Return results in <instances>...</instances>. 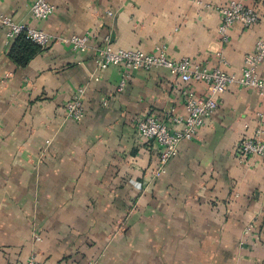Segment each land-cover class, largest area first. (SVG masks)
<instances>
[{"label":"crops","instance_id":"obj_1","mask_svg":"<svg viewBox=\"0 0 264 264\" xmlns=\"http://www.w3.org/2000/svg\"><path fill=\"white\" fill-rule=\"evenodd\" d=\"M33 1L0 0V15L55 36L88 34L90 44L54 43L23 66L0 27V264L32 255L41 264H264V156L238 150L264 127V96L230 85L155 177L161 149L137 122L151 115L181 128L172 118L187 113L183 89L203 97L207 86L154 68L131 72L119 91L124 68L94 60L109 36L115 49L165 46L171 58L240 75L264 38V0H239L260 20L235 24L228 41L217 8L232 0H47L56 11L44 20L32 18ZM79 88L76 121L66 105Z\"/></svg>","mask_w":264,"mask_h":264},{"label":"built area","instance_id":"obj_2","mask_svg":"<svg viewBox=\"0 0 264 264\" xmlns=\"http://www.w3.org/2000/svg\"><path fill=\"white\" fill-rule=\"evenodd\" d=\"M55 6L47 0H34L31 5V16L34 20H44L55 13ZM220 24L219 33L224 41H228L229 30L235 24L249 28L260 20V14L254 8L247 6L243 1L232 0L225 6L217 8ZM0 27L5 30L7 43L16 37L24 36L27 40L47 48L54 43L70 45L78 51H86L89 47L90 35L55 36L43 30L15 21L11 16L0 15ZM94 60L99 68L106 69L111 66H122L123 77L119 83V91H123L128 83L130 74L136 70H151L154 68L168 69L173 75L179 77L187 85L192 82L204 83L207 86L206 95H195L191 89L184 88L182 93L185 98L186 115L172 118L174 124L181 128L171 129L167 123L159 121L148 115L137 122V129L141 136L154 142L160 149L158 167L153 170V175L159 177L166 172L167 163L179 152V144L183 140L194 138L206 121L212 117L218 107L217 96L223 94L230 85H240L257 90L264 96V76L259 73L264 62V38L256 42L255 50L244 58V67L240 75L227 71L222 67L207 68L194 63L184 57L174 59L168 56L166 47H157L153 53L138 49H115L110 37L107 36L103 43L95 48ZM222 63L227 64L225 60ZM84 90L79 88L74 97L66 105V116L69 119L80 120L85 111L82 101ZM259 116L263 117L260 113ZM264 127L259 125L254 135L244 138L238 144V150L244 157L264 156ZM252 225L246 233L252 230ZM37 240H41L37 237ZM26 264H41L36 255H32Z\"/></svg>","mask_w":264,"mask_h":264},{"label":"trees","instance_id":"obj_3","mask_svg":"<svg viewBox=\"0 0 264 264\" xmlns=\"http://www.w3.org/2000/svg\"><path fill=\"white\" fill-rule=\"evenodd\" d=\"M10 50L11 57L20 65H26L32 56L41 47L27 40L24 36H18L13 40Z\"/></svg>","mask_w":264,"mask_h":264}]
</instances>
